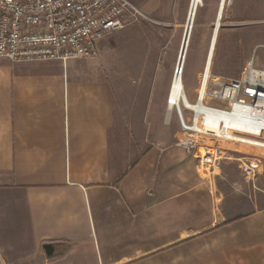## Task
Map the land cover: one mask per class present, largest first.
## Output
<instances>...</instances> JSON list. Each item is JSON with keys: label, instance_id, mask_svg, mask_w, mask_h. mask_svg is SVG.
Listing matches in <instances>:
<instances>
[{"label": "crops", "instance_id": "1", "mask_svg": "<svg viewBox=\"0 0 264 264\" xmlns=\"http://www.w3.org/2000/svg\"><path fill=\"white\" fill-rule=\"evenodd\" d=\"M98 43V57L65 62L0 57V264H264L263 169L248 179L235 159L251 149L225 143L242 149L227 146L218 170L179 131L140 152L132 106L146 96L124 103L134 76Z\"/></svg>", "mask_w": 264, "mask_h": 264}, {"label": "built area", "instance_id": "2", "mask_svg": "<svg viewBox=\"0 0 264 264\" xmlns=\"http://www.w3.org/2000/svg\"><path fill=\"white\" fill-rule=\"evenodd\" d=\"M149 20L130 0H0V57L18 63L92 58L99 39ZM258 46L264 44L254 46L239 76L203 72L193 105L174 108L180 127L176 145L203 170H218L231 157L222 143L251 149L236 151L244 177L254 180L263 169L264 68L253 62ZM232 114L238 121L228 119Z\"/></svg>", "mask_w": 264, "mask_h": 264}, {"label": "rangeland", "instance_id": "3", "mask_svg": "<svg viewBox=\"0 0 264 264\" xmlns=\"http://www.w3.org/2000/svg\"><path fill=\"white\" fill-rule=\"evenodd\" d=\"M191 1L164 0L156 12L146 10L145 3L134 1L150 20L127 25L101 38L98 43L100 60L134 76L133 82L123 83L124 103L138 92L146 96L144 104L139 101L132 106L134 115L143 119L146 128L140 133V152L154 142L176 139L180 134L174 108L167 110V96L179 65ZM220 1L201 0L198 6L181 71L184 95V99L181 96V107L193 105L191 101L195 99L204 72ZM257 44H264V0H225L209 73L222 77L239 76ZM126 62L130 64L126 65ZM253 62L256 67L264 68V47H256ZM186 114L190 115L189 112ZM238 118L237 114L228 117L235 121ZM177 131L179 134L175 137ZM222 145L242 149V146ZM261 176H264V168L252 185L264 187V178L259 179Z\"/></svg>", "mask_w": 264, "mask_h": 264}, {"label": "bare ground", "instance_id": "4", "mask_svg": "<svg viewBox=\"0 0 264 264\" xmlns=\"http://www.w3.org/2000/svg\"><path fill=\"white\" fill-rule=\"evenodd\" d=\"M224 1L225 0H221L219 7H218V13H217V18L216 21L214 23V30H213V34H212V38H211V43L208 49V53H207V57H206V62H205V67H204V72L205 74L209 73L210 70V63L212 60V56H213V52H214V47H215V41L217 38V35L219 33V28L221 26V16H222V11H223V5H224ZM201 0H192L191 1V5H190V10H189V16H188V20H187V44L185 47V52L183 55V58H181L179 60V65L178 68H180V71L178 73H175V76L173 77V80L171 81L170 84V89H169V93H168V100H167V110H171L172 108H181V102H182V97L184 99V95H182V90H183V83H182V77H181V71L184 65V59L186 56V48L188 45V39L190 37V31L192 29V25L198 10V6L200 5ZM189 31V32H188ZM180 74V75H179ZM182 96V97H181ZM169 114V112H168ZM235 115V114H232ZM167 116V115H166ZM225 119V118H224ZM232 121H235L233 119H229ZM236 122V121H235Z\"/></svg>", "mask_w": 264, "mask_h": 264}, {"label": "water", "instance_id": "5", "mask_svg": "<svg viewBox=\"0 0 264 264\" xmlns=\"http://www.w3.org/2000/svg\"><path fill=\"white\" fill-rule=\"evenodd\" d=\"M186 27H187V25H186ZM187 36H188L187 28H185V32H184V36H183V39H182V44H181V48H180V52H179V60L181 58H183V55H184V52H185V47H186V44H187ZM43 249H44V252H45V254L47 256H51V255L54 254V245L52 243H45L43 245Z\"/></svg>", "mask_w": 264, "mask_h": 264}, {"label": "clouds", "instance_id": "6", "mask_svg": "<svg viewBox=\"0 0 264 264\" xmlns=\"http://www.w3.org/2000/svg\"><path fill=\"white\" fill-rule=\"evenodd\" d=\"M179 70H180V68L178 70H176V71H179Z\"/></svg>", "mask_w": 264, "mask_h": 264}]
</instances>
